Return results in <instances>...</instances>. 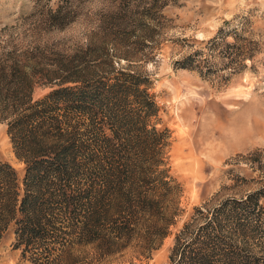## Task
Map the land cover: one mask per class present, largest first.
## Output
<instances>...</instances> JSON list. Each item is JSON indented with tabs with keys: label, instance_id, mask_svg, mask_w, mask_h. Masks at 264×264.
I'll use <instances>...</instances> for the list:
<instances>
[{
	"label": "trees",
	"instance_id": "16d2710c",
	"mask_svg": "<svg viewBox=\"0 0 264 264\" xmlns=\"http://www.w3.org/2000/svg\"><path fill=\"white\" fill-rule=\"evenodd\" d=\"M160 27L146 26L129 44L114 24L103 29L112 40L70 53L0 46V123L23 168L19 179L0 159V240L12 226L21 262L114 264L127 253L150 260L173 236L168 264H264V187L195 206L174 231L184 188L145 70ZM249 29L221 28L176 68L204 78L260 73L261 45ZM36 88L49 91L35 99Z\"/></svg>",
	"mask_w": 264,
	"mask_h": 264
},
{
	"label": "rangeland",
	"instance_id": "374dc122",
	"mask_svg": "<svg viewBox=\"0 0 264 264\" xmlns=\"http://www.w3.org/2000/svg\"><path fill=\"white\" fill-rule=\"evenodd\" d=\"M158 23L161 35L153 40L161 45L145 70L155 78L162 118L172 131L171 172L184 188L176 231L195 206L264 187V0H0V46L35 43L70 53L112 40L103 29L114 24L124 43L132 44L146 35V26L153 29ZM241 24L260 42V73L204 78L176 68L177 60L204 48L221 28ZM48 91L36 88L33 97ZM0 159L22 178L2 123ZM13 243L11 226L0 240V264H27ZM172 243L173 236L150 260H131L127 253L114 264H168Z\"/></svg>",
	"mask_w": 264,
	"mask_h": 264
}]
</instances>
